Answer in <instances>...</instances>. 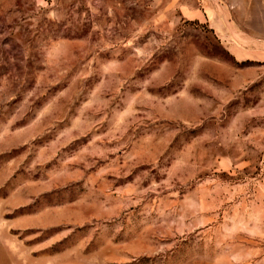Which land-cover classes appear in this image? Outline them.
I'll return each instance as SVG.
<instances>
[{
	"label": "rangeland",
	"instance_id": "374dc122",
	"mask_svg": "<svg viewBox=\"0 0 264 264\" xmlns=\"http://www.w3.org/2000/svg\"><path fill=\"white\" fill-rule=\"evenodd\" d=\"M206 1L227 42L176 0H0V264H264V0Z\"/></svg>",
	"mask_w": 264,
	"mask_h": 264
},
{
	"label": "crops",
	"instance_id": "0c3cea01",
	"mask_svg": "<svg viewBox=\"0 0 264 264\" xmlns=\"http://www.w3.org/2000/svg\"><path fill=\"white\" fill-rule=\"evenodd\" d=\"M185 1V2H184ZM193 2V0H191ZM203 11L195 8L193 3L191 6L188 5L186 0H176V6L180 8L182 14L186 17H193L196 19L204 20L210 24V28L214 31V34L222 41H226L229 38V32L225 28L224 24L219 19L220 8L217 9L218 13L214 10V7L204 1ZM229 52L235 58H244L245 52L234 44H228ZM246 58V57H245Z\"/></svg>",
	"mask_w": 264,
	"mask_h": 264
}]
</instances>
